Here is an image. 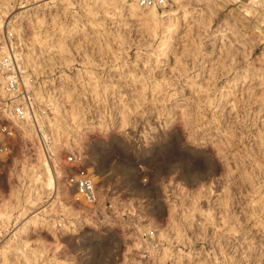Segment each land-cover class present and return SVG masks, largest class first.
Returning <instances> with one entry per match:
<instances>
[{"label":"rangeland","instance_id":"1","mask_svg":"<svg viewBox=\"0 0 264 264\" xmlns=\"http://www.w3.org/2000/svg\"><path fill=\"white\" fill-rule=\"evenodd\" d=\"M165 2L155 23L142 0H0V49L18 26L28 71L91 120L60 157L87 143L99 198L64 177L14 206L31 164L0 152V264H264V0Z\"/></svg>","mask_w":264,"mask_h":264},{"label":"built area","instance_id":"2","mask_svg":"<svg viewBox=\"0 0 264 264\" xmlns=\"http://www.w3.org/2000/svg\"><path fill=\"white\" fill-rule=\"evenodd\" d=\"M164 2L165 0H142V4L147 6H161ZM5 26L4 24L3 28ZM14 38V32L8 29L1 41L2 45H6L7 51L0 58V88L2 84L5 85V92H0V152H8L10 155L16 143L20 141V152L23 153L25 162L32 164L37 162L39 139H42L44 151L54 169L53 151L47 147L51 144V139L46 141L43 133L51 130L46 117H60L49 98L50 94H56L59 89L50 85L43 87L37 77L28 71ZM26 75L29 77L26 78ZM60 93L56 94L57 98ZM84 133L85 130L81 129L82 138ZM86 144L82 141L80 146H74L65 159H60L67 165L62 162L60 164L66 165L64 177H67L68 186L74 187L81 195L77 200L83 204L96 205L99 199L97 183L94 181L95 174L89 170V146ZM75 167L78 168L76 171Z\"/></svg>","mask_w":264,"mask_h":264},{"label":"bare ground","instance_id":"3","mask_svg":"<svg viewBox=\"0 0 264 264\" xmlns=\"http://www.w3.org/2000/svg\"><path fill=\"white\" fill-rule=\"evenodd\" d=\"M176 1H179L180 6L185 7L184 4L180 3L181 0H176ZM134 5H135V8L138 9L140 13L144 14L145 16H151V18L153 19V21L155 23L161 22L162 20L160 18L165 16L173 8V4H170L168 2L167 3L165 2V4H162L161 6L153 5V6L146 7V6H141L138 3H135ZM247 11H248V9H247ZM2 26H4V25H2ZM11 30L19 31V27L18 26L13 27V29H11ZM6 51H7L6 45L2 46V48L0 49V58H1L2 54L5 53ZM16 53L18 54L17 51H16ZM263 53H264V51H263ZM91 74L92 73L89 72V77H90L89 78V84L92 85L91 79H93V75H91ZM28 77L29 76L26 75V78H28ZM63 91H64V89L62 87H60V92L62 93ZM0 92L1 93L5 92V85L4 84H2V86L0 88ZM61 93H60V96L63 95V93L62 94ZM56 94H58V93H56ZM56 94L55 93L50 94L49 98L55 106V111H56L57 115L59 114L60 117L59 116L58 117L55 116L54 118L53 117H46V118H48L47 120L49 121V124L51 125V130L45 131L43 133L46 141H47V139H51V144H49V146H47V147H48V149L53 151V162L52 163L54 164L55 168L53 169V166L51 165V162H49L48 156L46 155V153L44 151V148H43L44 145L42 144L43 143L42 139H39L40 148H39V152H38L39 154L37 157V162L32 163L30 165L31 167L29 166L31 170L30 171L24 170V168H23L24 162H22V164L19 165V168L22 167L23 169L22 168L21 169L25 171V173L21 174L22 170H20L21 172L19 171V173L21 175H19V173H17L20 176L19 179L21 178L20 181L23 182L25 193H24V195L21 196L19 193L20 190L18 192H16V194L14 195L15 200H16V204H14V206L33 205V204L37 203L38 201L43 200V197L48 196L53 190L56 191V194L54 196H52V197H54L53 198L54 201L60 200L61 193H64V195H68L67 183L63 184V182H62V180L65 176L64 166H62L60 164L61 163V160H60L61 159V157H60L61 151L60 150L63 147L62 144L64 143V141L66 142V144L69 143L70 136L72 134L81 137V129L84 128L85 124H86L85 126L89 127V128L92 125H91V120L89 118H86V121H85L84 116L80 115V112H81L80 108H79L80 112L78 109L75 110L76 109L75 107L73 108V111H68L67 108L64 107V102L61 101L59 99V97L57 98ZM55 118L58 119L57 123L55 121ZM63 119H64L65 123H63V121H62ZM89 131L91 132V128ZM86 133H87V131H86ZM87 137H88V135H87ZM73 138H75V137H73ZM81 139L82 138H80V140ZM15 157H17V156H15ZM21 158H23V157H21ZM20 160H22V159H20ZM15 167H17V166H15ZM90 169H94V167L90 166ZM25 175L28 177L27 180H25V178H26ZM96 175H97V173H95V178L97 177ZM36 184H39V186H37ZM69 187L72 188L71 186H69ZM73 192H74V195L76 197L77 196L81 197V195L78 192H76V190H73ZM59 205L61 207L62 214L67 216V218L68 217L78 218V216L76 215L77 213L73 210L71 205L69 206L67 204H64L63 201H60ZM12 209H13V207H12ZM25 209L26 208L22 209L21 212H24ZM12 212H13V210L0 209V227L3 226L2 222L5 221V218L7 216L11 215ZM150 217H152V216H150ZM154 218L155 217L153 216L152 219H154ZM67 220L68 219H66V221ZM62 221H63V219H62ZM63 223H64V221H63ZM75 223H73V224H75ZM70 224H71V222H70ZM73 224H71V226ZM64 225H66V224H63V226ZM156 227H157V230H159V234H158L159 236L157 235L158 239L164 238L166 236V234L168 237L169 234L167 233L165 228H162L159 225H155L154 228H156ZM67 228H69V227H67ZM147 229H148L147 226H145V230H147ZM143 234H144V232H143ZM143 239H144L143 237L139 238V240H137L135 242V244L139 245L143 241ZM149 245H151V244H149ZM140 247H141V245H140ZM136 249H138V248H136ZM15 264H17V263H15Z\"/></svg>","mask_w":264,"mask_h":264}]
</instances>
